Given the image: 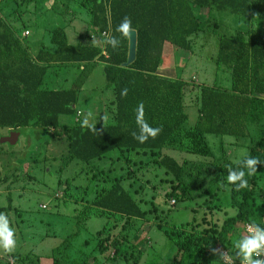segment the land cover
Instances as JSON below:
<instances>
[{
    "label": "trees",
    "instance_id": "trees-1",
    "mask_svg": "<svg viewBox=\"0 0 264 264\" xmlns=\"http://www.w3.org/2000/svg\"><path fill=\"white\" fill-rule=\"evenodd\" d=\"M78 1L89 15L92 38L88 34L91 40L88 44L67 42L63 27L54 25L48 30V43L31 54L22 36L19 39L0 16V128L56 129L60 114H75L77 90L86 69L99 64L104 87L112 93L110 120L89 123L78 117L70 122L66 126L67 159L76 158L89 164L113 150L120 156L130 151L148 154L173 176L176 188H171L166 196H173L174 200L194 197L192 192L195 197L210 193L216 200L219 190L227 186L234 213H225L220 224L209 223L200 230L181 227L175 240L176 250L167 264H207L214 257L220 260V247L237 248L232 240L237 224L247 222L264 230L263 214L256 208L258 174L264 172V132L256 136L254 129L252 137L249 129L260 124L264 112V25L248 26L252 18L264 15V0ZM200 8L207 10L203 18L198 15ZM212 11L235 14L246 27L233 35L217 33L215 68L228 73L229 85L198 86L197 115L192 125L185 128L186 114L182 107L186 82L158 75L156 69L165 45L189 50L191 36L204 31L217 32L215 23L212 28L209 25L214 16L210 14ZM126 29L135 31V55L130 64L122 66L127 53ZM105 30L109 36L103 56L100 33ZM51 63H75L80 70L71 85L51 88L44 82ZM207 134L249 137L251 141L243 157L230 161L226 153L211 155L205 142ZM198 142L205 146L202 151L194 147ZM168 145L174 150L202 155V160L178 162L161 153ZM104 177L106 180L108 175ZM109 181L97 188L89 205L82 207V219L90 214L109 213L127 220L139 217L143 211L121 179ZM214 208L220 209L217 204ZM128 228L129 223L108 241L114 249L111 259L131 257L130 263L135 264L143 251L139 242L123 245L129 240ZM59 247L52 249L49 264H62L54 255ZM191 252L195 258L184 262ZM27 257L15 264H28ZM36 257L35 264H39L40 257ZM88 258L73 263L85 264Z\"/></svg>",
    "mask_w": 264,
    "mask_h": 264
},
{
    "label": "rangeland",
    "instance_id": "rangeland-1",
    "mask_svg": "<svg viewBox=\"0 0 264 264\" xmlns=\"http://www.w3.org/2000/svg\"><path fill=\"white\" fill-rule=\"evenodd\" d=\"M206 11L202 9L200 12L205 14ZM84 14L87 15L86 8L78 0H0V16L17 31L23 28L30 31L24 40L30 53L47 43L48 30L54 25L63 27L67 41L73 44L80 33L86 37L92 34L83 23ZM210 14H214L210 28L215 23L217 32L204 31L198 37L191 36L189 50L167 45L160 57L159 71L186 82L183 86V104L188 114L185 128L191 126L188 124L194 117L192 108L197 102L198 86L225 88L229 85L228 73L215 68L217 33L233 35L246 27L235 14L226 11H212ZM262 25L264 15L252 18L248 24L251 27ZM72 72L76 75L78 70L73 68ZM91 72L90 93L87 87L79 92L75 114H60L56 129H19L15 142L9 143L1 141L9 130L0 128V264H15L26 255L28 264H35L36 256L40 257L39 264H49L52 249L58 245L60 249L54 255L62 264L80 261L86 256L89 258L85 264H131V257L111 259L114 249L108 243L127 223L129 240L123 245L139 242L143 251L135 264H167L176 250L175 240L181 227L200 230L209 223L220 224L225 213L230 215L235 211L229 205L227 186L219 190L216 200L210 193L195 197L192 192L194 197L176 200L173 196H166L175 180L148 154L130 151L124 156L117 155L113 162L108 161L109 170H96L100 168H92L76 158L67 159L66 126L78 117L83 122L97 121L93 114L100 106L98 100L104 91V79L99 64L94 65ZM249 129L251 136L254 129H257L254 131L256 136L264 132V112L260 124L249 126ZM250 141L249 137L205 136L211 155L226 153L230 161L243 157ZM194 147L201 151L205 148L201 142ZM116 152L113 150L107 154ZM164 152L178 162L202 160V155L174 150L170 145ZM104 175H108L106 180ZM117 177L137 200L143 213L129 220L113 213L90 214L82 219L80 210L89 205L97 188L101 184L108 185L110 179ZM257 182L256 208L264 217V172L258 174ZM214 204L220 209L216 210ZM232 240L237 248L228 245L226 250L233 260L231 264H239L251 247L241 224L235 226ZM194 258L195 253H188L184 262ZM207 264L227 263L214 257Z\"/></svg>",
    "mask_w": 264,
    "mask_h": 264
},
{
    "label": "crops",
    "instance_id": "crops-1",
    "mask_svg": "<svg viewBox=\"0 0 264 264\" xmlns=\"http://www.w3.org/2000/svg\"><path fill=\"white\" fill-rule=\"evenodd\" d=\"M202 9H204V8H200L199 11H198V15L201 18H203L205 16V14H203V13L200 12ZM84 16H85V18L83 20V23L84 24H87V26L90 27L88 25L89 15L88 14L87 15L84 14ZM12 29L14 30V32H16V35L18 36L19 39L21 38L22 31L23 30H27L26 28L20 29L19 31H17L15 28H12ZM29 33H30V31H28V34L27 35H29ZM200 33L201 32H198L197 34H195L193 36H195V37L197 36L198 37ZM26 36H23L22 37V41L25 40ZM90 42H91V40L88 38V36L86 37L85 34L80 33L79 36H78V38H77V41L75 43L88 44ZM71 44H73V43H71ZM165 46H167V45H165ZM165 46H164V48H165ZM164 48H163V50H164ZM37 49H38V47H37ZM37 49H35V51ZM163 50H162V52H163ZM34 52L31 53V54H34ZM92 67H89V68L86 69L87 71L84 74L85 76L83 78V81L81 82V85H80V87L77 90V100H78V94H79V92H82L86 87H87V89L89 90V93H90V87L92 85V79H91V76H92V72H91ZM73 68H75L76 70H78V72H77V74H78L79 73V70H80V67L77 66V65H75V63L74 64H69V63H67V64L51 63V64H49V67L47 69L46 75L44 77V82L47 83L51 88H57L58 86L64 85L65 83H66L67 86H69V85H71L72 81L76 78V75H77V74L75 75V73L72 72V69ZM156 73L158 75H161V76L172 77L170 75H167V74L159 71V66L156 69ZM172 78H176V77L174 76ZM102 88L104 89V91H102L101 93L104 94V96H102V94L100 95L101 98L98 100L99 101V105H100L99 108H96V110H95V107H93L92 110L93 111L94 110L96 111L93 114V117L96 116L95 118H97L96 119L97 121H109L110 120V117H111V115H110V108H111L110 107L111 106L110 105V100L112 99V93H111V90H109V88L104 87V85H103ZM106 102H108V103H106ZM89 103H90V101H89ZM182 109H183V112L186 114V120H187L188 119V114L185 112L186 107H184V104H183ZM192 109L195 110V113H194L193 119L189 122V124L187 122L188 125H192V123L194 122V120L196 118V115H197L196 104L193 106ZM93 122H96V121H93ZM164 149L165 148H163L161 150V153L162 154L163 153L166 154L164 152ZM117 155H119L118 151L115 154H113V155L112 154L111 155L105 154V155H103L100 158H94V159L90 160L88 165L90 167H92V168H94V167L100 168V169H96V170H106V168H107V170H109V166L107 165L108 164V161L109 162H113L116 159ZM249 250H250V248H249ZM248 252H247V254H248Z\"/></svg>",
    "mask_w": 264,
    "mask_h": 264
},
{
    "label": "built area",
    "instance_id": "built-area-1",
    "mask_svg": "<svg viewBox=\"0 0 264 264\" xmlns=\"http://www.w3.org/2000/svg\"><path fill=\"white\" fill-rule=\"evenodd\" d=\"M28 34L27 30H23L21 36H26ZM101 38L103 39L104 43L100 46V54L106 56L104 45L108 39L109 31L105 30L100 33ZM92 38V34L90 35ZM171 202L174 200L171 199ZM41 207L43 208L44 205L42 204ZM243 233L249 237L251 242V247L248 254L240 259L239 264H264V230H260L257 227L253 226L250 223H243L242 224ZM218 253L222 262L231 264L233 260L231 259L227 250L223 247L218 249Z\"/></svg>",
    "mask_w": 264,
    "mask_h": 264
},
{
    "label": "water",
    "instance_id": "water-1",
    "mask_svg": "<svg viewBox=\"0 0 264 264\" xmlns=\"http://www.w3.org/2000/svg\"><path fill=\"white\" fill-rule=\"evenodd\" d=\"M125 34L127 37V53L125 61L122 62V66H127L130 64L133 61L135 55V31L133 29H126ZM18 134V129H10L7 136L3 137L1 141L14 143Z\"/></svg>",
    "mask_w": 264,
    "mask_h": 264
}]
</instances>
